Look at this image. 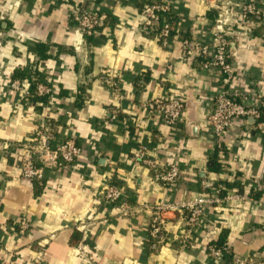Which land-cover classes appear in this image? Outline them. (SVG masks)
Returning a JSON list of instances; mask_svg holds the SVG:
<instances>
[{"label":"crops","instance_id":"obj_1","mask_svg":"<svg viewBox=\"0 0 264 264\" xmlns=\"http://www.w3.org/2000/svg\"><path fill=\"white\" fill-rule=\"evenodd\" d=\"M77 1L0 0L6 37L0 46V248L10 251L0 254L3 264H30L39 250L44 264H83L76 249L82 239L95 245L96 264H215L205 247L218 240L253 257L252 264H264V134L252 128V119L233 121L216 156L219 167L208 168L215 148L203 105L217 78L200 68L194 52L179 58L180 36L201 41L217 27L227 29V39L237 37L235 88L252 77L264 97V0H251L260 14L247 25L238 12L241 0H165L174 12L166 46L140 31V8L149 0H101L107 24L92 40L70 21ZM37 44L45 45L44 57ZM30 71L53 86L44 104L10 86L28 80ZM157 96L182 97L183 121L171 128L149 114L144 103ZM244 102H252L250 95ZM40 126L49 145L67 136L83 149L73 170L48 169L36 187L20 176L17 159L20 144ZM140 145L157 162L179 166L174 187L153 181L149 168L133 158ZM105 177L121 184L132 206L127 213L100 202ZM207 182L221 184L232 198L217 211L207 205L204 227L193 234L182 213H167L165 240L147 249L151 214L141 204L193 198ZM21 216L32 229L18 236Z\"/></svg>","mask_w":264,"mask_h":264},{"label":"built area","instance_id":"obj_2","mask_svg":"<svg viewBox=\"0 0 264 264\" xmlns=\"http://www.w3.org/2000/svg\"><path fill=\"white\" fill-rule=\"evenodd\" d=\"M101 0H78L70 12V21L85 36H100L105 29L106 15L100 9ZM239 16L243 25H247L254 17L260 14V9L251 0H241L238 7ZM142 22L140 31L152 34L163 46L168 45L174 35L173 18L174 12L168 1L150 0L140 8ZM227 29L211 31L201 41H190L185 36H180L181 53L179 58L194 52L199 58L200 68L217 78L218 87L211 97L204 103L206 114V125L209 136L213 142L215 152L222 154V137L229 131L233 121H239V125H247L246 120L252 119V128L264 134V97L259 92L260 85L257 79L250 77L241 86H234V68L232 57L235 52L237 37L227 39ZM247 32V31H246ZM245 32V33H246ZM5 33L0 29V46L5 42ZM171 68V64L168 65ZM28 80H13L10 86L25 95H31L30 83L34 82L33 95L45 96L47 101L54 95L53 86L41 76H36L34 71L27 72ZM107 84L112 83L109 77H104ZM251 88V92L250 89ZM87 89H84V93ZM82 93V94H84ZM252 98L250 104L244 101L247 96ZM144 107L149 114L155 115L158 120L173 128L183 121L187 102L180 96H157L148 99ZM113 119L118 115L113 113ZM40 126L34 131L28 142L21 143L22 156H18L17 164L20 176L27 180L43 181L46 170L55 167L65 170H73L77 164V158L83 146L78 144L73 137H64L56 145L48 143L49 136ZM38 157V158H37ZM133 158L145 165L151 171L153 181L168 188L175 186L179 179L180 168L174 163H159L155 158L146 154V147L140 145L134 153ZM106 181L102 189L100 202L103 204H117L122 207V213L128 212L132 206L124 197L121 184L113 177H105ZM221 184H205L203 194L193 198L160 200L156 203L145 202L141 207L150 211V220L147 229L148 241L161 243L166 238L165 218L167 213L180 212L186 220L187 233L193 234L199 228L204 227L206 206L212 205L216 211L219 206L224 205L232 198L224 194ZM235 197V196H234ZM79 228V226H77ZM32 229V223L26 216H21L15 222L14 232L18 236L27 234ZM186 239V235L183 237ZM212 241L205 247L207 256L215 264H252L253 257L248 255H237L230 247L223 243L221 245ZM95 245L82 239L77 245L78 256L83 264H96L93 257ZM264 252V246H263ZM10 255V251L0 248V254ZM43 252L39 250L31 259L30 264H44ZM4 258L0 256V264Z\"/></svg>","mask_w":264,"mask_h":264},{"label":"trees","instance_id":"obj_3","mask_svg":"<svg viewBox=\"0 0 264 264\" xmlns=\"http://www.w3.org/2000/svg\"><path fill=\"white\" fill-rule=\"evenodd\" d=\"M148 2H150V0L148 1ZM147 3V2H146ZM142 7V6H141ZM89 40H92V36H86ZM37 51H38V53L40 54V56L41 57H44L45 56V54H44V52H45V45H43V44H37ZM43 51V52H42ZM21 75V74H20ZM27 78H29V77H27ZM33 88H34V82H31L30 83V92L32 93L31 95H30V101H32V102H34V101H37V100H40L41 102H42V104H44V103H46V101H47V99H46V97L45 96H40V95H33ZM80 94L81 95H83L82 93H84V87H81L80 88ZM49 127L51 128V126H50V123H49ZM216 156H218L217 154H216V152H215V154L213 155V156H211L210 158H209V161H208V168H211V169H217L218 167H219V165H220V163H219V161H218V157H216ZM38 158V157H37ZM43 182V181H42ZM41 181H37V180H34L33 181V183L35 184V186L37 187L38 185H40L41 183H42ZM217 244H219V245H221V244H223L224 243V241L223 240H218L217 242H216ZM161 243H157V242H155L154 240L152 241H148L147 243H146V248L147 249H152V247L151 246H155V247H157V246H159Z\"/></svg>","mask_w":264,"mask_h":264}]
</instances>
